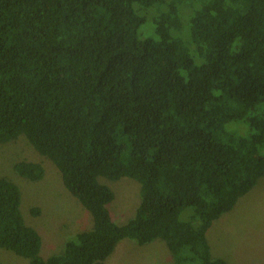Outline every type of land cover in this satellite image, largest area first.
Wrapping results in <instances>:
<instances>
[{
    "label": "trees",
    "instance_id": "trees-1",
    "mask_svg": "<svg viewBox=\"0 0 264 264\" xmlns=\"http://www.w3.org/2000/svg\"><path fill=\"white\" fill-rule=\"evenodd\" d=\"M150 16L156 34L140 37ZM20 137L93 227L43 259L20 187L0 178V248L29 264H105L125 239L161 240L175 264H229L207 234L264 177V0H0V144ZM15 170L45 176L40 162ZM100 178L140 183L126 224Z\"/></svg>",
    "mask_w": 264,
    "mask_h": 264
},
{
    "label": "rangeland",
    "instance_id": "rangeland-1",
    "mask_svg": "<svg viewBox=\"0 0 264 264\" xmlns=\"http://www.w3.org/2000/svg\"><path fill=\"white\" fill-rule=\"evenodd\" d=\"M150 19L151 16L140 29V37L155 36ZM237 125L242 124L231 123L229 127ZM239 133L249 137L252 130L248 127L245 133ZM22 161L42 163L44 178L31 182L21 177L15 165ZM0 178H7L20 187L23 217L26 224L37 230L42 238L43 259L62 254L68 240L92 229L91 214L66 189L58 168L48 158L41 156L25 137L0 144ZM100 181L115 193V199L109 206L113 219L119 225L126 224L134 217L140 204V183L131 178L118 181L100 178ZM34 209H38L39 213L34 215ZM192 212L191 208L185 209L181 220L188 221ZM207 238L214 258L224 259L229 264H264V177L238 201L232 211L215 221ZM0 264H29V260L0 248ZM105 264H175V261L161 240L139 245L125 239L117 245Z\"/></svg>",
    "mask_w": 264,
    "mask_h": 264
}]
</instances>
